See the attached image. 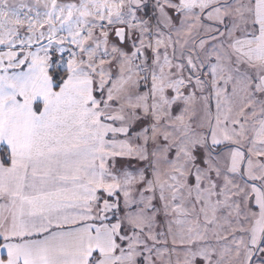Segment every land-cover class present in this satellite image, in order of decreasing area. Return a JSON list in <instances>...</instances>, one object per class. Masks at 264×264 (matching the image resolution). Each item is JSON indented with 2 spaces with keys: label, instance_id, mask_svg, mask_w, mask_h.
Listing matches in <instances>:
<instances>
[{
  "label": "snow or ice",
  "instance_id": "obj_1",
  "mask_svg": "<svg viewBox=\"0 0 264 264\" xmlns=\"http://www.w3.org/2000/svg\"><path fill=\"white\" fill-rule=\"evenodd\" d=\"M0 264H264V0H0Z\"/></svg>",
  "mask_w": 264,
  "mask_h": 264
}]
</instances>
